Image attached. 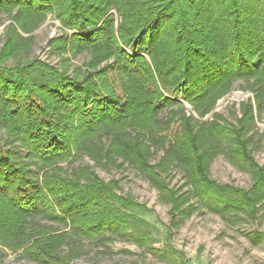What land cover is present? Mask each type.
<instances>
[{"label":"trees","instance_id":"16d2710c","mask_svg":"<svg viewBox=\"0 0 264 264\" xmlns=\"http://www.w3.org/2000/svg\"><path fill=\"white\" fill-rule=\"evenodd\" d=\"M15 11L26 34L55 15L75 32L57 41L91 53V69L114 61L84 80L42 62L0 69V252L73 264L85 242L119 240L161 259L181 254L155 251L156 227L135 214L149 210L120 195L117 181L70 169L82 155L98 168L128 165L145 177L173 222L200 208L229 223L257 219L264 166L250 149L264 112V0H0V13ZM15 39L0 62L27 48L28 40ZM238 81L255 108L245 105L236 125L217 113L205 120ZM219 156L253 174L249 191L212 179ZM175 170L188 191L167 180ZM252 236L264 241V233Z\"/></svg>","mask_w":264,"mask_h":264},{"label":"rangeland","instance_id":"374dc122","mask_svg":"<svg viewBox=\"0 0 264 264\" xmlns=\"http://www.w3.org/2000/svg\"><path fill=\"white\" fill-rule=\"evenodd\" d=\"M262 2L263 0H259ZM17 12L0 13V57L5 45L11 39L15 42L16 35L28 40L27 48L15 53L14 58L2 60L0 69L16 71L33 62H42L59 72H67L69 77L85 79L98 71L111 65L114 60L103 62L95 69L90 68L92 54L88 52L74 53L69 45L59 39L68 37L75 32L64 29L59 20L53 14L39 24L30 33L22 31L14 16ZM114 19L118 25L119 17L115 11ZM57 41V42H54ZM64 45H66L64 47ZM15 75V73L13 74ZM250 102L255 108V98L248 90L244 81L234 83L231 91L218 100L215 109L205 120L214 113L223 116L230 124L236 125L237 120L242 118L243 108ZM187 109L192 107L185 103ZM193 115L196 116L195 113ZM256 127L252 131L253 145L251 155L255 162L264 166V112L256 119ZM5 139V135L2 134ZM24 162L29 161L24 157ZM158 160V159H156ZM153 163H157V161ZM67 167L68 165H63ZM89 167L105 182L117 181L119 194L131 196L149 210L137 209L135 214L155 226L153 238L154 249L160 253L177 251L179 254L171 257L165 254L163 259L155 256L138 245L115 241L104 247L95 242L86 245L85 251L73 264H264V241L255 244L253 233H264V204L259 206L256 220H239L235 223L224 221L220 216L200 208L192 218L173 222L170 214L171 206L163 205L159 200L158 192L151 186L149 181L125 165L121 169L98 168L87 156L82 155L77 162L70 167ZM35 171V168H31ZM211 177L219 184L233 185L245 191H249L254 185L252 173L233 165L224 156H219L211 165ZM171 186L188 191L184 175L180 170L173 171L167 179ZM196 202V201H194ZM181 222V223H180ZM174 223L179 226H175ZM56 228L58 226L55 225ZM60 228H63L60 226ZM0 264H37L30 261L21 253L10 250L0 252Z\"/></svg>","mask_w":264,"mask_h":264}]
</instances>
